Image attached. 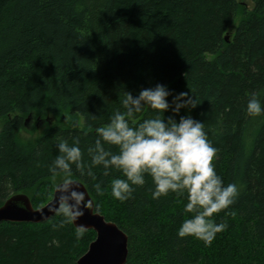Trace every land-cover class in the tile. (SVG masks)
I'll use <instances>...</instances> for the list:
<instances>
[{
    "label": "trees",
    "instance_id": "1",
    "mask_svg": "<svg viewBox=\"0 0 264 264\" xmlns=\"http://www.w3.org/2000/svg\"><path fill=\"white\" fill-rule=\"evenodd\" d=\"M157 83L200 103L180 114L203 121L218 149L217 173L239 187L213 217L228 227L210 246L180 238L186 197L153 199L146 177L131 198L117 200L111 181L121 174L102 165L93 168L95 181L74 177L128 235L126 264H264V116L246 113L250 93L264 99V0L251 9L239 0H0V206L17 192L46 204L62 175L49 169L57 138L78 137L86 149L126 91ZM30 114L60 122L28 143L18 133ZM58 219L0 222V264H77L96 232L77 239L74 224Z\"/></svg>",
    "mask_w": 264,
    "mask_h": 264
},
{
    "label": "clouds",
    "instance_id": "2",
    "mask_svg": "<svg viewBox=\"0 0 264 264\" xmlns=\"http://www.w3.org/2000/svg\"><path fill=\"white\" fill-rule=\"evenodd\" d=\"M261 95L249 94L248 116H264ZM198 104L197 98L188 92L173 95L168 85L157 83L142 88L138 95L126 91L121 107L107 123L96 126V139L86 149H82L78 137L71 142L58 137V155L49 169L62 175L54 184L55 199L48 205V211L59 218L57 223L61 227L71 225L86 209L98 211L99 205L74 177V172L95 181L93 168L102 165L121 174L111 181V195L117 200L131 198L137 187L145 185L146 177H151L153 199L170 193L186 197L183 212L187 218L179 226L177 236L195 237L210 246L216 235L228 227L223 220L217 222L214 214L235 202L239 187L235 182L225 184L217 173L214 161L218 149L209 140L203 121L180 114L181 109L191 110ZM145 109L150 110L148 115L138 119ZM168 112L175 115H166ZM85 152L90 159H85ZM92 186L98 195H104L101 182ZM85 232L86 227L80 224L75 236L82 238Z\"/></svg>",
    "mask_w": 264,
    "mask_h": 264
},
{
    "label": "water",
    "instance_id": "3",
    "mask_svg": "<svg viewBox=\"0 0 264 264\" xmlns=\"http://www.w3.org/2000/svg\"><path fill=\"white\" fill-rule=\"evenodd\" d=\"M226 40H230L228 33L226 34ZM49 118L50 117L47 119ZM80 182L88 191L86 185L82 181ZM54 199L55 189L51 200L41 207H35L31 198L26 193H13L0 206V222L37 223L46 221L54 216L48 211V205ZM73 224L76 228L78 225L83 224L86 230L92 229L96 232L95 239L89 244L86 253L78 259L77 264H126L129 253V238L117 223L107 220L106 217L98 211L86 209L85 214Z\"/></svg>",
    "mask_w": 264,
    "mask_h": 264
},
{
    "label": "rangeland",
    "instance_id": "4",
    "mask_svg": "<svg viewBox=\"0 0 264 264\" xmlns=\"http://www.w3.org/2000/svg\"><path fill=\"white\" fill-rule=\"evenodd\" d=\"M241 3H245L248 8L253 7V0H239ZM241 19V16L239 15L236 23L239 22ZM52 115L46 114V115H38V114H30L29 116H26V122L23 125L22 129L19 130V139L28 143H34L37 141V139L40 137V135L47 129L48 125L56 124L57 122H60V120L57 117H52V122L46 121L48 117H51ZM45 119L44 122H40V119ZM64 121H68V117L64 118ZM83 120H81V123ZM3 119L0 118V129L2 127ZM68 124V123H67ZM59 179V176H56L53 178L54 182L56 183Z\"/></svg>",
    "mask_w": 264,
    "mask_h": 264
},
{
    "label": "flooded vegetation",
    "instance_id": "5",
    "mask_svg": "<svg viewBox=\"0 0 264 264\" xmlns=\"http://www.w3.org/2000/svg\"><path fill=\"white\" fill-rule=\"evenodd\" d=\"M44 120H45V119L41 118V119H40V122H39L38 124H40L41 122H44ZM52 120H53V118L50 117V118L47 119L46 121L52 122ZM25 122H26V120H25ZM25 122H24V124H25Z\"/></svg>",
    "mask_w": 264,
    "mask_h": 264
}]
</instances>
